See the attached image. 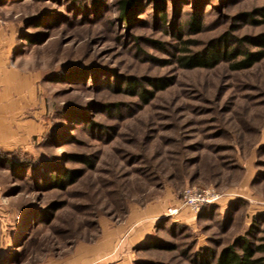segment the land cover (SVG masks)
Wrapping results in <instances>:
<instances>
[{"label": "rangeland", "instance_id": "374dc122", "mask_svg": "<svg viewBox=\"0 0 264 264\" xmlns=\"http://www.w3.org/2000/svg\"><path fill=\"white\" fill-rule=\"evenodd\" d=\"M120 1L0 0L42 129L0 151V264H215L264 246V0H136L128 20ZM212 49L236 59L179 62ZM245 52L260 57L234 69Z\"/></svg>", "mask_w": 264, "mask_h": 264}, {"label": "crops", "instance_id": "0c3cea01", "mask_svg": "<svg viewBox=\"0 0 264 264\" xmlns=\"http://www.w3.org/2000/svg\"><path fill=\"white\" fill-rule=\"evenodd\" d=\"M0 32V151L27 144L38 131L31 115L32 87L11 66L9 42ZM41 125V124H40Z\"/></svg>", "mask_w": 264, "mask_h": 264}, {"label": "trees", "instance_id": "16d2710c", "mask_svg": "<svg viewBox=\"0 0 264 264\" xmlns=\"http://www.w3.org/2000/svg\"><path fill=\"white\" fill-rule=\"evenodd\" d=\"M136 0H121L120 1V14L122 20H128L129 15L131 14ZM264 17V13H262ZM189 26L191 29H196L200 26L199 21L193 18ZM245 56L244 61L235 64L234 69H243L252 66L255 61L260 57V54L251 57L247 52L242 54ZM262 55V54H261ZM233 61L236 59V56L233 52L228 50H216L212 49L211 52L207 54V57H182L179 59V62L184 68H196V67H211L213 64L220 62L221 60ZM143 98L146 97L145 92L141 94ZM7 163L9 160H6ZM66 177V176H65ZM242 254L237 253L233 248L226 250L223 254L219 256L215 264H264V256L256 258L255 255L261 254L264 255V246H259L256 250H253L251 246L248 245L246 240H243Z\"/></svg>", "mask_w": 264, "mask_h": 264}, {"label": "built area", "instance_id": "2783aa9c", "mask_svg": "<svg viewBox=\"0 0 264 264\" xmlns=\"http://www.w3.org/2000/svg\"><path fill=\"white\" fill-rule=\"evenodd\" d=\"M208 199V194L206 192H195L194 195H191L189 199V203L193 206L196 207L198 203H202L205 200Z\"/></svg>", "mask_w": 264, "mask_h": 264}]
</instances>
